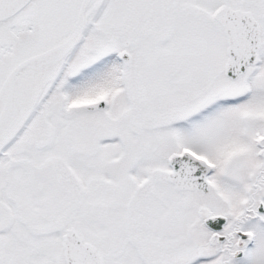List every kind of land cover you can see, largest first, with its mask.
<instances>
[{
  "label": "snow or ice",
  "instance_id": "obj_1",
  "mask_svg": "<svg viewBox=\"0 0 264 264\" xmlns=\"http://www.w3.org/2000/svg\"><path fill=\"white\" fill-rule=\"evenodd\" d=\"M0 264H264V0H0Z\"/></svg>",
  "mask_w": 264,
  "mask_h": 264
}]
</instances>
